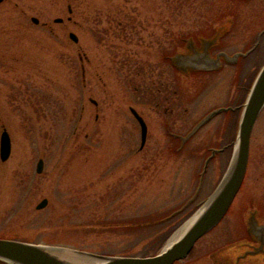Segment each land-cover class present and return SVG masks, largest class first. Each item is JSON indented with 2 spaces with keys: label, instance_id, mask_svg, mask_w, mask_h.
<instances>
[{
  "label": "rangeland",
  "instance_id": "obj_1",
  "mask_svg": "<svg viewBox=\"0 0 264 264\" xmlns=\"http://www.w3.org/2000/svg\"><path fill=\"white\" fill-rule=\"evenodd\" d=\"M227 16L234 24L218 38L231 54L264 26V0H3L0 134L9 133L11 152L0 159V237L102 254L160 251L224 174L264 61V36L258 52L234 64L218 53L205 56V43L195 47L201 55L174 57L176 67L163 54L186 50L182 37L230 25L222 23ZM227 105L233 109L186 140L173 136ZM130 106L147 124L141 148ZM228 142L200 181L209 148ZM263 197L264 107L229 212L174 264H215L212 250H227L245 235L248 209H261ZM43 198L46 205L37 208Z\"/></svg>",
  "mask_w": 264,
  "mask_h": 264
},
{
  "label": "water",
  "instance_id": "obj_2",
  "mask_svg": "<svg viewBox=\"0 0 264 264\" xmlns=\"http://www.w3.org/2000/svg\"><path fill=\"white\" fill-rule=\"evenodd\" d=\"M31 19L35 23L38 22L36 17H32ZM61 20L62 18H55L56 22ZM223 27H227V24H223L222 28ZM218 36L219 33L218 35L216 34L214 37L207 39L206 45H208L212 39H214L216 43ZM69 37L75 42L78 40L77 35L73 32L69 33ZM189 45L186 50L177 52L173 56V63L176 66L177 64L174 57L176 60L179 57L189 60L192 57L194 58L195 56L201 55L200 52L195 51V48L190 47L191 45ZM205 52L204 55L207 56L208 53L207 51ZM239 54L240 52H236L233 55H228L224 51H221L216 58L222 56L229 62H233ZM91 100L96 103L94 99ZM263 107L264 64L253 79L245 102L243 103L237 134L233 142V149L224 174L213 191L190 217L191 219L195 216L180 237L169 246L161 248L157 253L145 256L102 254L62 246L44 245L41 243L0 237V260L3 264H172L177 260H182L189 253L195 242L219 223L239 190L247 168L252 129L256 118ZM229 109H233V107L219 106L211 109L194 124L189 132L184 136L179 135V138L181 140H186L213 116ZM130 111L140 125L141 148L145 143L147 125L136 109L131 107ZM220 150L221 149L219 148H211V153L206 157L202 171L200 172V181L203 178L209 160ZM10 151V136L7 130L3 129L0 134V159L2 161L6 160L10 155ZM42 168L43 160L40 158L37 161L36 171L41 172ZM46 203L47 199L43 198L36 207L42 208Z\"/></svg>",
  "mask_w": 264,
  "mask_h": 264
},
{
  "label": "flooded vegetation",
  "instance_id": "obj_3",
  "mask_svg": "<svg viewBox=\"0 0 264 264\" xmlns=\"http://www.w3.org/2000/svg\"><path fill=\"white\" fill-rule=\"evenodd\" d=\"M2 2H3V0H1L0 4ZM67 10H68V13H72V7L70 4L67 5ZM223 19H225V20L232 19L233 21H230L231 25L234 24V19L231 16H227L226 18H223ZM67 20L68 21L73 20L71 14H69V16H67ZM38 22H39V20H38ZM58 23H63V18ZM211 32L210 33L203 32L201 34H203L204 37L206 38V36L211 34ZM263 36H264V26H262L257 32H255L254 40L248 41L242 49H238V50H241L244 53V55L239 56L237 58L236 62H239L241 60H246L247 57L258 52L257 49L261 45V41H262ZM202 40H203V38H202ZM202 40L201 41H195L194 46L200 47L202 45V43L204 42V40L203 41ZM221 42L222 41H219V43L217 44L218 47H215V48H214V46L210 48L209 45L211 43H209L207 46V53L209 55L210 54L214 55L221 50L227 51L224 47L221 46L222 45ZM235 51H237V50H235ZM235 51H233V52H235ZM163 55H164V58L166 59L165 61L170 62L169 56L171 55V53H165V51H164ZM80 59H86V56L83 58H82V56H80ZM202 72H209V71H192V73H190V74L202 73ZM137 73L139 74V71H137L136 74ZM152 82L154 83L155 80H153ZM158 89L161 92V88H158ZM95 104H97V103H95ZM130 107H133V106H130ZM229 143L230 142H228L227 145L223 146L224 147L223 150L229 145ZM249 154H250V148H249ZM248 161H249V157H248ZM247 169H248V164H247ZM247 169L245 172L244 179L246 177ZM243 181H242V184H243ZM242 184H241V186H242ZM241 186H240V188H241ZM240 188H239V190H240ZM239 190L237 191V193L239 192ZM237 193H236V195H237ZM236 195H235V197H236ZM235 197H234V199H235ZM250 198L254 199L255 197L250 196ZM231 205H232V203H231ZM231 205H230V207H231ZM230 207H229V209H230ZM229 209L227 212H229ZM227 212L225 213V215L227 214ZM225 215L222 217V219L225 217ZM246 218H247V220L246 221L244 220V223H243L245 235L242 238L238 237L232 243H229L230 245L229 246L227 245V248L228 247H230V248L227 250H226V248H223V247H221L218 250H212V254H215L214 255V263L215 264H220L221 258L224 259L221 264H264V197L262 198L261 209H259L258 207H255V206H250V208L248 209ZM222 219L219 221V223L222 221ZM198 240L195 242L193 247L196 245ZM193 247L191 248V250L193 249ZM191 250L189 251V253L191 252ZM187 255H186V257H187ZM216 258H217V261H215Z\"/></svg>",
  "mask_w": 264,
  "mask_h": 264
},
{
  "label": "trees",
  "instance_id": "obj_4",
  "mask_svg": "<svg viewBox=\"0 0 264 264\" xmlns=\"http://www.w3.org/2000/svg\"><path fill=\"white\" fill-rule=\"evenodd\" d=\"M228 20H229V22H230V21H233L232 19H227V20L222 21V23H223V22H227ZM218 27H219L218 24H217V25H213L212 28H211V31H212V32L210 31L211 34H209L208 36L205 35L206 38L211 37V36L213 35V33L217 30ZM230 27H231V22H230ZM220 29H221V27H220ZM210 32H208V33H210ZM201 33H203V32H200V33H199V32H196L195 34L187 35L186 38H185V37H182V41H181L182 45H181L179 48H181V47H182V49L187 48L190 42H191V43H195V41H201L202 38H203V40H204L205 37H204V35L201 34ZM174 51H179V50H177V49L172 50V53H173Z\"/></svg>",
  "mask_w": 264,
  "mask_h": 264
},
{
  "label": "bare ground",
  "instance_id": "obj_5",
  "mask_svg": "<svg viewBox=\"0 0 264 264\" xmlns=\"http://www.w3.org/2000/svg\"><path fill=\"white\" fill-rule=\"evenodd\" d=\"M195 216H193L190 220L185 222L180 228H178L164 243L162 248H165L169 246L172 242H174L177 238L180 237V235L185 231V229L189 226L191 221L194 219Z\"/></svg>",
  "mask_w": 264,
  "mask_h": 264
}]
</instances>
